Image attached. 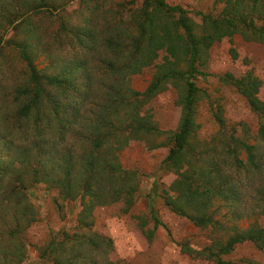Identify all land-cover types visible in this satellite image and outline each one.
I'll return each instance as SVG.
<instances>
[{"label": "rangeland", "instance_id": "rangeland-1", "mask_svg": "<svg viewBox=\"0 0 264 264\" xmlns=\"http://www.w3.org/2000/svg\"><path fill=\"white\" fill-rule=\"evenodd\" d=\"M166 1L186 8L198 23L201 22L199 12L218 15L224 6L215 0ZM47 2L57 6L54 11L59 15L35 14L39 0H0V264H216L214 259L187 253L183 245L196 250L209 246L218 249L236 229L253 225L264 228L261 213L264 205L251 197L253 193L235 202L215 197L210 204L218 221L215 227L193 223L165 204V192L169 190L173 194L170 187L178 175L162 163L174 146V133L182 118L181 97L185 85L184 80L174 77L162 80L158 92L143 107V113L152 115L151 119L163 133L132 140L119 152L122 167L139 173L134 204L128 210L124 199L95 205L88 215L90 226L80 225L81 201L63 197L57 183L60 171L49 166L47 182L35 173L44 151H56V146L36 144V114L22 113L28 99L22 97L20 90L29 83V73L19 49L11 42L24 38L36 42L41 37L42 43L37 48L38 67L53 72L52 59L57 58L58 51H64L56 41L61 21L65 20L68 26H92L96 43L89 50L78 46L85 59L76 75L78 83H83L86 70L91 72L94 86L100 88L101 84L111 81V75H106L103 68L115 58L104 42L115 33L129 39L135 32L132 13L140 8L143 0ZM23 13L27 15L22 16ZM30 14L29 26L36 28V32L27 26L14 29ZM127 51L123 58L114 61L123 62ZM73 55L74 49L68 48V57H58V64H75ZM178 57L161 50L141 72L129 75V84L145 91L156 74L176 68L187 70V63ZM196 64L206 74L197 75L196 79L201 91L195 102V125L191 134L194 147L204 150L212 144L230 154L232 149L223 145V138L233 146L236 138L250 144L261 143L259 135L264 115L251 108L237 85L253 78L259 83L256 95L264 100V41L236 33L203 50ZM218 114L223 115L224 125L217 121ZM72 149L78 153L81 147L73 145ZM239 157L246 163V150H241ZM237 212L243 216L236 217ZM154 215L162 222L157 228ZM54 239L58 243L53 247ZM224 259L233 264H264V247L252 241L244 242L224 255Z\"/></svg>", "mask_w": 264, "mask_h": 264}, {"label": "trees", "instance_id": "trees-1", "mask_svg": "<svg viewBox=\"0 0 264 264\" xmlns=\"http://www.w3.org/2000/svg\"><path fill=\"white\" fill-rule=\"evenodd\" d=\"M215 1L224 4L221 12L218 15L199 12L201 22L198 23L181 5H171L166 0H143L140 8L132 13L135 32L130 34L129 39L125 40L121 33H115L104 42L114 53L115 60L123 58L124 52L129 51L123 62L113 59L103 68L106 75H111V81L101 84L100 88L94 86L91 72L86 70L83 83H78L76 75L85 59L78 46L89 50L94 45L95 31L92 26H68L65 20L61 21L56 41L64 47V51H58L57 58L52 59L53 72L38 67L37 48L42 43L41 37L36 42L25 38L10 40L19 49L29 73V83L20 90L22 97L28 99L22 113L29 116L33 111L36 114V144L51 143L56 146V151H44L35 173L41 181L47 182L49 166L51 170L60 171L57 183L63 197L68 200L79 198L81 201V226H90L88 215L95 205L124 199L128 210L134 204L139 189V173L122 167L119 152L132 140L163 133L151 119L152 115L143 113V107L158 92L161 81L172 77L184 80L185 85L181 97L182 118L174 133V146L162 163L163 167L178 175L170 187L173 194L170 195L169 190L165 192V204L193 223L213 227L218 224L210 210L215 197L235 202L245 194L253 193L251 197L264 205V124L260 128L259 144L236 138V146H233L224 142L226 139L223 138V145L232 149L230 154L212 144L209 147L205 144L204 147L208 148L197 150L191 140L195 102L201 91L196 79L197 75L206 74L197 68L200 53L214 42L225 37L232 38L236 33H243L247 39L264 41V0ZM39 2L34 8L35 14L59 15L54 11L57 6H50L47 0ZM25 15L27 13L22 14ZM31 18L32 14L24 17L14 29L27 26L36 32V28L29 26ZM68 48L74 49L72 62L75 64H58V57H68ZM161 50H167L172 56L179 55L178 59L184 60L189 68L156 74L145 91L131 87L129 75L141 72ZM237 86L242 88L251 108L264 115V100L256 95L259 83L247 78L244 84L238 83ZM217 121L220 125L225 124L222 114H218ZM73 145H79L81 150L78 153L73 151ZM243 149L248 154L246 163L239 157ZM261 213L264 214V207ZM235 216L242 217L243 214L237 212ZM153 217L157 228L162 222L155 215ZM56 241L51 242L53 247ZM249 241L263 248L264 228L253 225L247 229H236L218 249L209 246L196 250L186 244L182 249L192 255L214 259L216 264H233L226 261L224 255L230 254L238 244Z\"/></svg>", "mask_w": 264, "mask_h": 264}]
</instances>
